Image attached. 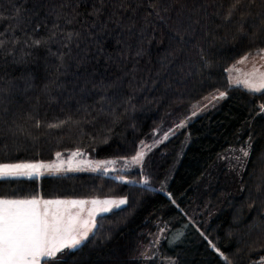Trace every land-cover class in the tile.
<instances>
[{"label":"trees","instance_id":"trees-1","mask_svg":"<svg viewBox=\"0 0 264 264\" xmlns=\"http://www.w3.org/2000/svg\"><path fill=\"white\" fill-rule=\"evenodd\" d=\"M234 4L0 0V163L132 159L204 97L227 95L125 173L160 188L94 172L0 180V198H126L81 251L57 254L64 264H157L143 249L164 228L170 264L264 260V92L228 78L264 48V0H240L227 18ZM234 148H249L236 168Z\"/></svg>","mask_w":264,"mask_h":264},{"label":"snow or ice","instance_id":"snow-or-ice-1","mask_svg":"<svg viewBox=\"0 0 264 264\" xmlns=\"http://www.w3.org/2000/svg\"><path fill=\"white\" fill-rule=\"evenodd\" d=\"M239 3L240 0H235V4ZM235 4L229 10L227 18L231 17L232 11L235 10ZM3 44L4 41L0 40V48L3 47ZM33 44L39 45L40 41L35 40ZM249 55L252 54H245L238 63H244ZM256 55L264 58V48H260ZM236 86L253 94L264 92V72L254 69L252 72L244 74L242 79L238 77ZM224 97L225 93L220 92L218 96H213L211 99ZM260 109L264 111V105H261ZM195 114L193 112V115ZM64 123L65 121H61L58 124H49L47 127L59 128ZM164 139H167V135L164 136ZM239 151L244 157L249 155V152L244 148ZM78 154L73 153V156ZM144 155L145 153L141 149L132 157V162L142 164ZM59 156L60 154L57 153L58 158ZM236 159L239 160L240 157ZM106 163H114V161ZM45 168H55L58 171L60 165L0 163V180L22 177L32 179L34 176L41 175V169ZM121 179L123 180V177ZM126 203V199L51 200L42 199L36 195L31 198H0V264H40L41 259H44V264H51L52 261H55V264H64L65 257L61 256L57 259L58 253L65 249L69 251L70 255L81 251L84 242L88 241L89 233L95 235L93 230L97 228V215L110 212L113 207L119 208ZM88 204L92 205V208L88 212V218L84 220L79 218V214L75 217L72 216L68 210L69 207L79 206L83 211L84 206ZM225 259L227 264V258ZM260 264H264V260Z\"/></svg>","mask_w":264,"mask_h":264},{"label":"rangeland","instance_id":"rangeland-1","mask_svg":"<svg viewBox=\"0 0 264 264\" xmlns=\"http://www.w3.org/2000/svg\"><path fill=\"white\" fill-rule=\"evenodd\" d=\"M257 57L251 58V59H247L246 61H244V63H241V67H243L245 65V63H252L250 65L252 66H248L246 69V73H249L250 70L252 68L254 69H259L260 72H264V61H260L257 62V60H255ZM237 63V62H236ZM240 66H232L230 69V82L231 85H233L232 83H236L235 79L236 77L234 76L235 72H240L239 69ZM261 68V69H260ZM253 69V70H254ZM252 70V71H253ZM242 71V69H241ZM244 72V71H243ZM243 78L244 76L241 74H239V76L237 75V78ZM219 91L217 92H213L209 95H207L206 97H204L202 100H200L199 102H197L191 109V113L189 114V116H187L186 118H184L178 125L170 128L169 130H167L166 132L160 134V136L152 141V142H146L143 143L141 146V149H143L145 155H144V159L145 160L147 154L157 145H159L160 143H162L163 141H165L166 139H164V136L167 135V139L169 137H171L172 135H174L176 132H178L181 128L187 126L191 121H193L194 119H196L197 117H199L200 115H202L203 113H205L206 111H208L209 109H211L213 106H215L216 104L222 102L225 98H226V94L225 97L222 99H211L213 96H218L219 95ZM208 98V99H206ZM205 105H207V107H205ZM193 112H195L196 114L193 115ZM140 149V150H141ZM239 149L241 148H234L231 149V151L227 154V156L225 157L230 163L232 162L233 168L238 167L239 164H242L246 157L243 156V154L239 151ZM249 152V148H244ZM73 153H79L76 156H73ZM240 157L239 160H237L236 158ZM109 161H114V163H106ZM27 163H43L45 165H60V169L57 171L55 170V168L53 169H41L42 175H61V174H70V173H79V172H94V173H103L106 175H110V176H114L117 180H121V181H125V182H132V183H139V184H148L149 186L153 187V188H160L158 187V185H156L155 183H145V179L139 180L135 177H129L127 176L125 173L126 172H130V171H134L136 169H138V167H141L142 164H135L132 162V159H101V160H97V159H93L91 157H89L88 155L84 154L82 151L79 152H70L67 154H60L59 158L56 156L55 160L50 161V162H27ZM99 165V166H98ZM69 168H71L72 170H68ZM37 176V177H39ZM121 177H123V180L121 179ZM145 178V177H144ZM44 199V198H42ZM92 199H100V200H104V199H126L125 197H120V198H85V199H78V198H73V199H60V200H92ZM51 200H58V199H51ZM125 205V204H124ZM122 205V206H124ZM122 206H120L119 208H121ZM92 208V205L88 204L85 205L83 208V211H81V208L79 206L77 207H69V212L72 214V216H77V214H79V218L81 220L87 219L88 218V212L89 210ZM118 208L113 207V209L110 211L112 212L113 210H116ZM110 212L107 213H101L98 216L102 215V214H108ZM96 217V220H97ZM190 219L194 222V219L192 217H190ZM94 231V230H93ZM167 229H161L158 233H156L155 235H153L151 243H149L148 245H146V247H144L143 249V257L147 258L146 260L151 261V259H155L157 260V264H160L159 262H163L164 264H170V262L168 260H165L162 256H160V247H161V243L164 240V238H166V233H167ZM92 233H89V236ZM43 259H41L42 262ZM40 262V264H41Z\"/></svg>","mask_w":264,"mask_h":264},{"label":"crops","instance_id":"crops-1","mask_svg":"<svg viewBox=\"0 0 264 264\" xmlns=\"http://www.w3.org/2000/svg\"><path fill=\"white\" fill-rule=\"evenodd\" d=\"M254 57H257L255 60H257V62H260V61H264V58H261L260 56H257L256 54H252V55H249V57H248V59H251V58H254ZM250 63V62H249ZM245 63V65L243 66V67H241V63H235V64H233V65H231L230 67H229V69L232 67V66H240L239 67V69L238 70H240V72L238 71V72H235L234 73V76L236 77V79H235V81H237V75L239 76V74H241L242 73V75L244 76V74H246V68L248 67V66H252V65H250V64H252V63ZM264 66V65H263ZM253 67V66H252ZM241 69H242V71H241ZM254 68H252L251 70H250V72H252V70H253ZM261 69V68H260ZM244 71V72H243ZM249 72V73H250ZM229 73H230V71H228V78H229V82H230V75H229ZM231 83V82H230ZM233 85H235L236 86V83L234 84V83H232ZM58 200H60V199H58Z\"/></svg>","mask_w":264,"mask_h":264}]
</instances>
